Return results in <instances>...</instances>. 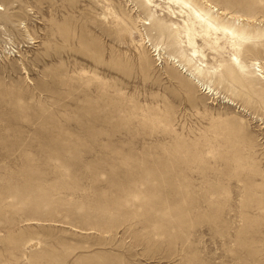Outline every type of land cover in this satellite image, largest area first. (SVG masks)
Listing matches in <instances>:
<instances>
[{
	"label": "rangeland",
	"instance_id": "1",
	"mask_svg": "<svg viewBox=\"0 0 264 264\" xmlns=\"http://www.w3.org/2000/svg\"><path fill=\"white\" fill-rule=\"evenodd\" d=\"M142 10L0 0V264H264V37L198 41L205 91Z\"/></svg>",
	"mask_w": 264,
	"mask_h": 264
},
{
	"label": "bare ground",
	"instance_id": "2",
	"mask_svg": "<svg viewBox=\"0 0 264 264\" xmlns=\"http://www.w3.org/2000/svg\"><path fill=\"white\" fill-rule=\"evenodd\" d=\"M137 1L147 16L146 20L148 22L144 21L143 24L156 29L159 36L167 37L169 47L176 49L182 60L192 69L191 74L194 81L202 86L205 91L209 88L207 85L202 84L199 78H207L214 72L207 70L206 66L197 65L194 61V59L200 61V57L205 58L203 52L198 48V41H201L207 47L211 43L217 44L218 40L223 38L234 49L237 48L238 43L247 42L248 38L264 37L263 32L260 34L248 32L239 23V17L223 10L224 8L221 9L212 5L209 0ZM162 5L167 7L171 13L170 17L158 18L157 11L161 9ZM165 18L170 19L168 24L164 22ZM187 49H190V54H186ZM255 64V62H251L250 66L254 67ZM232 66L243 76L264 79L261 69L259 70L261 73L257 74L255 69H250V66L236 54L232 56Z\"/></svg>",
	"mask_w": 264,
	"mask_h": 264
}]
</instances>
